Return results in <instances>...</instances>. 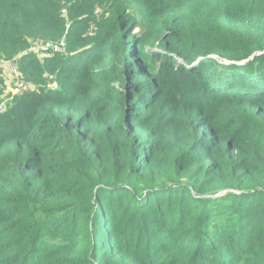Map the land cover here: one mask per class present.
Masks as SVG:
<instances>
[{"label":"trees","instance_id":"1","mask_svg":"<svg viewBox=\"0 0 264 264\" xmlns=\"http://www.w3.org/2000/svg\"><path fill=\"white\" fill-rule=\"evenodd\" d=\"M0 60V264H264V0H0Z\"/></svg>","mask_w":264,"mask_h":264},{"label":"built area","instance_id":"2","mask_svg":"<svg viewBox=\"0 0 264 264\" xmlns=\"http://www.w3.org/2000/svg\"><path fill=\"white\" fill-rule=\"evenodd\" d=\"M62 12L64 13V11ZM95 12L98 14L99 9H96ZM62 51L64 49L59 44L49 43L30 49V52L35 53L40 61L52 56L56 52L63 53ZM23 55L21 53L17 58H21ZM31 91H34L33 85L22 77L14 60H0V113H3L7 109L16 96Z\"/></svg>","mask_w":264,"mask_h":264},{"label":"rangeland","instance_id":"3","mask_svg":"<svg viewBox=\"0 0 264 264\" xmlns=\"http://www.w3.org/2000/svg\"><path fill=\"white\" fill-rule=\"evenodd\" d=\"M134 9V8H133ZM94 32L93 30H91V33ZM138 32V31H137ZM65 51V50H64ZM64 51H62L64 53ZM32 92V91H31Z\"/></svg>","mask_w":264,"mask_h":264},{"label":"crops","instance_id":"4","mask_svg":"<svg viewBox=\"0 0 264 264\" xmlns=\"http://www.w3.org/2000/svg\"><path fill=\"white\" fill-rule=\"evenodd\" d=\"M5 75H7V73H5Z\"/></svg>","mask_w":264,"mask_h":264}]
</instances>
